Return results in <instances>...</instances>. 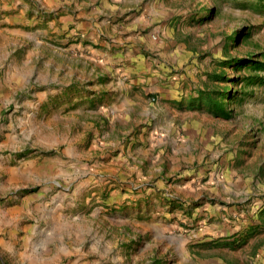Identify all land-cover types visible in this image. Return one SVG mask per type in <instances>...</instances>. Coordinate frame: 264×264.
I'll return each instance as SVG.
<instances>
[{"label": "rangeland", "instance_id": "1", "mask_svg": "<svg viewBox=\"0 0 264 264\" xmlns=\"http://www.w3.org/2000/svg\"><path fill=\"white\" fill-rule=\"evenodd\" d=\"M0 264H264V0H0Z\"/></svg>", "mask_w": 264, "mask_h": 264}, {"label": "trees", "instance_id": "2", "mask_svg": "<svg viewBox=\"0 0 264 264\" xmlns=\"http://www.w3.org/2000/svg\"><path fill=\"white\" fill-rule=\"evenodd\" d=\"M249 64H250V65H255V64H257V61H255V60H251ZM229 102H230V100H229Z\"/></svg>", "mask_w": 264, "mask_h": 264}, {"label": "crops", "instance_id": "3", "mask_svg": "<svg viewBox=\"0 0 264 264\" xmlns=\"http://www.w3.org/2000/svg\"><path fill=\"white\" fill-rule=\"evenodd\" d=\"M123 111L126 112V109H123ZM63 248H64V247H63ZM63 250H64V249H63ZM82 250H83V249L81 248V251H82ZM64 251H65V250H64Z\"/></svg>", "mask_w": 264, "mask_h": 264}]
</instances>
